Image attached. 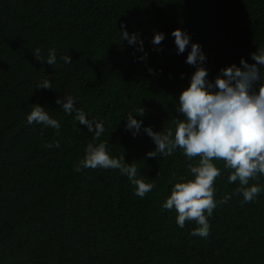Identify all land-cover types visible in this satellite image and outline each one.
Segmentation results:
<instances>
[{
	"label": "trees",
	"instance_id": "trees-1",
	"mask_svg": "<svg viewBox=\"0 0 264 264\" xmlns=\"http://www.w3.org/2000/svg\"><path fill=\"white\" fill-rule=\"evenodd\" d=\"M122 24L143 51L121 39ZM178 28L190 37L182 54L171 35ZM157 32L165 35L160 45L152 43ZM192 43L212 84L241 58L255 63L264 0H0V264H264V191L242 207L223 162H215L221 176L207 238L190 235L195 222L181 229L175 211L162 210L199 158L189 161L179 148L147 157L156 145L143 127L164 133L183 118L176 108L196 70L186 63ZM44 79L52 89L37 88ZM69 95L88 120L104 124L99 141L56 103ZM35 104L59 122L58 134L27 123ZM140 107L145 115L136 117ZM129 114L142 120L135 137L125 128ZM57 140L59 148L46 147ZM90 142H106L110 156L135 163L155 187L140 198L118 169L76 171ZM258 183L264 188V176Z\"/></svg>",
	"mask_w": 264,
	"mask_h": 264
},
{
	"label": "clouds",
	"instance_id": "clouds-1",
	"mask_svg": "<svg viewBox=\"0 0 264 264\" xmlns=\"http://www.w3.org/2000/svg\"><path fill=\"white\" fill-rule=\"evenodd\" d=\"M122 40L129 45L138 46L143 51V41L137 33L129 34L125 25H121ZM175 38L178 54L185 52L190 43L189 35L181 29L171 33ZM165 39L162 32L154 34L152 43L160 45ZM140 57L141 60L146 58ZM33 56L40 61L41 50L35 49ZM255 61L249 64L241 58L240 67L232 64L220 70L215 83L208 82V70L203 66L206 56L198 43L191 44L186 63L196 66L191 76L189 86L179 95L176 111L181 118L173 121L174 129L166 132H156L149 127L143 131L156 145L154 151L146 155L155 158L157 153L163 156L172 155L177 148L192 161L199 158L196 163H188L191 178L181 177L171 188L170 195L162 205V210L175 211L176 223L183 229L186 222H195L198 226L190 232L192 236L207 238L210 235L209 217L217 207L215 199V182L221 176V169L215 162H223L224 169L229 170L228 181L239 182L235 193L241 194V206L253 202L264 191L259 186V177L264 176V82L258 66H264V48L257 49L251 54ZM66 64L72 62L71 56L62 57ZM52 66L56 63V50L50 49L45 61ZM152 72V69H149ZM183 76V74H182ZM40 89H52L48 79L37 85ZM56 103L69 115L75 113L79 124L87 127L94 133L93 141H99L105 132L102 122L90 121L82 109L75 107V98L59 97ZM145 109L140 107L136 117H143ZM132 114L126 118V130L132 131L135 137L142 128V120ZM27 123H42L59 133L60 124L50 117L45 107L35 104L27 116ZM59 141L48 143L46 147L59 148ZM84 169H118L135 186V195L143 198L155 187L138 177V168L135 163H125L124 157L113 158L107 151L106 142L88 143L84 158L75 168ZM255 180L257 183L249 184ZM231 198L225 195L219 202L225 204Z\"/></svg>",
	"mask_w": 264,
	"mask_h": 264
}]
</instances>
